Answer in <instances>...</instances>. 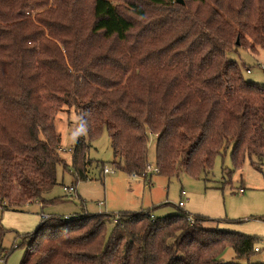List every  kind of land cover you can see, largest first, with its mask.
Returning <instances> with one entry per match:
<instances>
[{
  "label": "trees",
  "instance_id": "1",
  "mask_svg": "<svg viewBox=\"0 0 264 264\" xmlns=\"http://www.w3.org/2000/svg\"><path fill=\"white\" fill-rule=\"evenodd\" d=\"M239 47L264 48V0H0L5 259L19 245L4 248L1 214L48 201L68 168L55 119L64 106L77 107L89 139L108 129L115 164L130 175L143 178L152 142L158 172L149 177H207L228 148L236 165L264 164V84L231 57ZM89 150L81 135L75 180L88 177ZM111 218L42 215L21 238L20 264H231L222 259L229 247L238 258L257 252L256 237L185 210L123 211L109 235Z\"/></svg>",
  "mask_w": 264,
  "mask_h": 264
},
{
  "label": "rangeland",
  "instance_id": "2",
  "mask_svg": "<svg viewBox=\"0 0 264 264\" xmlns=\"http://www.w3.org/2000/svg\"><path fill=\"white\" fill-rule=\"evenodd\" d=\"M230 54L241 64L247 80L264 84V48L257 47L254 51L239 47ZM55 119L61 135L60 155L68 168L65 171L63 167L59 169V184L45 194L48 201L28 203L20 211L10 209L1 214L2 223L8 230L3 240L4 248L19 247L6 259L0 253V264L21 263L28 251V244L20 245L21 238L38 229L43 222L42 215L68 219L67 216L71 218L85 211L105 213L112 217L108 224L110 235L115 216L123 211L141 210H151L161 217L185 210L210 218L204 223L207 227L254 236L257 252L248 258H238L229 247L222 259L231 264H264V164L260 165L256 158L247 157L236 165L233 149L228 148L214 158L213 170L207 177L186 173L170 177L153 174L145 181L116 166L119 158L113 151L107 128L96 138L89 139L88 128L80 122L76 106H64ZM81 135L90 144L89 157L93 162L88 167V177L75 180L73 149ZM157 152L158 145L152 142L148 163L153 166L157 165ZM105 166L114 171L105 173ZM69 186L76 189L72 195L65 189ZM180 201L185 202L184 207H179Z\"/></svg>",
  "mask_w": 264,
  "mask_h": 264
},
{
  "label": "built area",
  "instance_id": "3",
  "mask_svg": "<svg viewBox=\"0 0 264 264\" xmlns=\"http://www.w3.org/2000/svg\"><path fill=\"white\" fill-rule=\"evenodd\" d=\"M112 171H114V170L109 168V167H104V172L105 173H109V172H112ZM155 172H158V168L156 166L148 164L147 169L145 170L143 179L146 180L152 173H155ZM65 189L68 191V193L70 195L73 194L74 192H76V189L74 188V186L65 187ZM243 191H244V189H241V192H243ZM182 194L185 195L186 192L183 191ZM101 204H103V203H101ZM179 206L180 207H184L185 206V202L184 201H180L179 202ZM44 217H48V216H44ZM67 218L69 219L70 217L67 216ZM190 219L193 220V217L191 216ZM256 250L258 251L259 249L256 248ZM0 261H2V260L0 259Z\"/></svg>",
  "mask_w": 264,
  "mask_h": 264
},
{
  "label": "water",
  "instance_id": "4",
  "mask_svg": "<svg viewBox=\"0 0 264 264\" xmlns=\"http://www.w3.org/2000/svg\"><path fill=\"white\" fill-rule=\"evenodd\" d=\"M177 2L184 3V0H176ZM239 42V41H238Z\"/></svg>",
  "mask_w": 264,
  "mask_h": 264
}]
</instances>
